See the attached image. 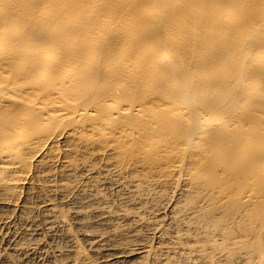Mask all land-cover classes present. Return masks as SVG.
Instances as JSON below:
<instances>
[{
  "label": "bare ground",
  "instance_id": "6f19581e",
  "mask_svg": "<svg viewBox=\"0 0 264 264\" xmlns=\"http://www.w3.org/2000/svg\"><path fill=\"white\" fill-rule=\"evenodd\" d=\"M0 226L61 264H264V0H0Z\"/></svg>",
  "mask_w": 264,
  "mask_h": 264
},
{
  "label": "rangeland",
  "instance_id": "374dc122",
  "mask_svg": "<svg viewBox=\"0 0 264 264\" xmlns=\"http://www.w3.org/2000/svg\"><path fill=\"white\" fill-rule=\"evenodd\" d=\"M67 203V204H66ZM66 203H64V205H62V209H64L63 211H69V209L70 210H72L74 207H72L73 205H72V203L71 202H69V204H68V202H66ZM65 206V207H64ZM66 207H67V209H66ZM60 209H61V207H60ZM66 209V210H65ZM134 212H135V210H134ZM137 212V211H136ZM166 212H162V214H161V216H160V218H158V220H157V218H153L152 220H154V221H165L164 220V218L166 217L167 218V220H168V214H166ZM163 216H164V218H163ZM162 218H163V220H162ZM160 219V220H159ZM166 220V221H167ZM14 223L13 224H15L16 226H13V227H11V228H13V230H12V232L14 231V232H16V231H18V232H16V235H14V238H13V240H12V244H14L16 241L15 240H19V238H20V236L21 235H23V231H24V227L22 226V225H18V223H19V221H16V220H12ZM92 222L93 221H95V219H93V220H91ZM97 221V220H96ZM122 224V223H121ZM124 225V224H123ZM19 226H21V227H23V228H21V227H18ZM17 228V229H16ZM6 229V230H5ZM16 229V230H15ZM18 229H20V230H22V231H20V230H18ZM42 231H41V230ZM43 227H40L39 229H37V231L35 232V233H33V236L32 237H34L33 239L35 240V238H36V242H34V240H33V243H31V246H30V249H31V251H30V249L28 250V252H27V254H28V256L26 255V256H23V257H17L15 254H12L11 252H8L7 253V251L9 250V246H10V242L8 243V242H6V243H3L2 244V242H0V255L2 256V255H4V254H12V255H9V256H11L10 258L12 259V260H15V261H17L18 263H16V264H28V262H29V264H61L62 263V260L60 259V258H58L57 257V252H55L56 250H55V244L56 243H58L59 242V244L61 243V245L62 246H64L65 244H66V242H64V241H61V239L57 236V238L55 239V237H50V236H48V233L44 230L43 231ZM107 230H109V229H107ZM38 231H40V232H38ZM81 231V232H80ZM84 231V230H83ZM82 230H76V232L75 233H79L78 235H81V233L83 232ZM110 231V230H109ZM109 231H106V230H104L103 229V232L102 233H106L107 234V232H109ZM4 232V233H3ZM43 232V233H42ZM46 232V233H45ZM9 233V231H8V227H1L0 226V235L2 236L0 239H2V238H4L3 237V235H6V234H8ZM18 233V234H17ZM110 233H112L111 231H110ZM20 234V235H19ZM36 234V235H35ZM44 234V235H43ZM153 234H155V233H150V234H148L147 235V237H146V243H145V245H147V247H149V248H153L154 250H160L161 249V247L162 246H164V244L162 245L161 243H162V239H160V234L159 233H156L155 235H153ZM159 234V235H158ZM169 234V235H168ZM40 235V236H39ZM43 235V236H42ZM158 235V236H157ZM166 236H164L165 237V240L166 239H170V240H172V238H173V235L172 234H170L169 232H166V234H165ZM44 236H46V237H44ZM154 236V237H153ZM157 236V237H156ZM52 239H50V238ZM44 240H43V239ZM59 238V239H58ZM39 239V240H38ZM54 239V240H53ZM79 240H80V238H78ZM154 239V240H153ZM169 239L167 240V241H169ZM42 240V241H41ZM152 240V241H151ZM157 240V241H156ZM1 241V240H0ZM44 241V242H43ZM49 241H51V242H49ZM37 242H38V244H39V242H40V244L38 245L37 244ZM42 242V243H41ZM46 242H47V244H46ZM35 243V245H33ZM50 243H52V244H50ZM161 245H160V244ZM7 246H6V245ZM48 244H50L51 246H49ZM151 244H153L152 246H150ZM6 247H5V246ZM9 245V246H8ZM33 245V246H32ZM47 245V246H46ZM53 245V246H52ZM80 245L82 246V247H85L86 249H88V245L86 244V243H84L83 241H80ZM160 245V246H159ZM35 246V247H34ZM36 247H37V250H36ZM44 247V248H43ZM54 247V248H53ZM64 247H66V245L64 246ZM158 247H160V248H158ZM35 248V249H34ZM51 248V249H50ZM156 248V249H155ZM158 248V249H157ZM163 248V247H162ZM8 249V250H7ZM45 249H47V250H49V252L47 251V250H45ZM4 250V251H3ZM6 250V251H5ZM40 250V251H39ZM52 250V251H51ZM54 250V251H53ZM36 251V252H35ZM39 251V252H38ZM3 252V253H2ZM5 252V253H4ZM45 252H46V254H49L50 253V255L49 256H51V259L53 260H51L50 259V257L48 256V255H46L45 254ZM29 253H30V256H29ZM32 253H33V255H32ZM42 255H41V254ZM51 253H53L52 255H51ZM54 255V256H53ZM56 255V256H55ZM47 256V257H46ZM13 257V258H12ZM15 257V258H14ZM26 257V259H24ZM20 258H22V259H24V260H22V259H20ZM31 258V259H30ZM40 259V260H39ZM59 260H61L60 262H59ZM108 260V261H107ZM148 261V260H147ZM146 261V262H147ZM152 260H149L148 262H147V264L149 263V264H155L153 261L151 262ZM21 262V263H20ZM51 262V263H50ZM53 262V263H52ZM111 261L109 260V258H105V259H102V258H99V259H93V263L94 264H108V263H110ZM145 262V263H146ZM202 264L201 262H194V261H192V262H184V261H181L179 264ZM2 264H4V263H2Z\"/></svg>",
  "mask_w": 264,
  "mask_h": 264
}]
</instances>
